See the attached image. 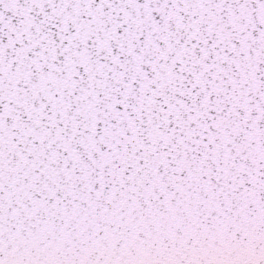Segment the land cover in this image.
<instances>
[{"label": "snow or ice", "instance_id": "obj_1", "mask_svg": "<svg viewBox=\"0 0 264 264\" xmlns=\"http://www.w3.org/2000/svg\"><path fill=\"white\" fill-rule=\"evenodd\" d=\"M0 264H264V0H0Z\"/></svg>", "mask_w": 264, "mask_h": 264}]
</instances>
